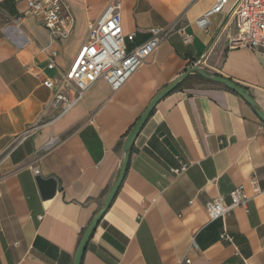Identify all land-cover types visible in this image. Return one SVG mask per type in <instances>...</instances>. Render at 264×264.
I'll list each match as a JSON object with an SVG mask.
<instances>
[{
  "label": "crops",
  "instance_id": "1",
  "mask_svg": "<svg viewBox=\"0 0 264 264\" xmlns=\"http://www.w3.org/2000/svg\"><path fill=\"white\" fill-rule=\"evenodd\" d=\"M65 1L76 24L60 40L25 0H0V264H74L119 177L129 132L188 67L232 79L264 110V48L238 45L233 0L206 29L196 21L214 0H121L124 32L135 34L128 50L156 27L165 30L158 49L120 90L101 78L57 115L43 81L69 68L112 0ZM53 50L57 69L48 67ZM252 175L264 189V122L236 92L192 77L141 129L81 264H264V192L224 218L211 220L206 207L230 203L240 184L252 195ZM38 176L56 180L53 197Z\"/></svg>",
  "mask_w": 264,
  "mask_h": 264
},
{
  "label": "built area",
  "instance_id": "2",
  "mask_svg": "<svg viewBox=\"0 0 264 264\" xmlns=\"http://www.w3.org/2000/svg\"><path fill=\"white\" fill-rule=\"evenodd\" d=\"M25 1L29 9L42 20L52 37L67 40L71 36L76 19L65 0ZM230 3L231 0H214L212 7L197 19L198 26L206 29L211 16L224 12ZM122 7L121 0L109 2L99 19L91 24L89 36L69 68L59 71L56 77L48 76L44 79V85L53 91L51 104L55 106L57 115L70 109L101 78L108 82L112 90H120L158 49L165 30L156 27L151 29L152 34L146 41L128 50L127 41H133L135 34L124 32ZM230 12L238 32V45L251 49L264 48V0H233ZM22 19L19 16L18 23ZM185 39L190 38L186 36ZM57 55L55 50L50 52V69H57ZM54 142L55 138L48 145H53ZM186 169L187 165H184L174 169V172L179 173ZM249 183L253 190L252 195L247 193L244 184H240L230 192V203L224 202L222 198L209 201L206 207L210 219L224 218L237 206L246 208L249 200L264 192L257 176H250ZM221 237L232 239L226 231ZM185 262H190V259Z\"/></svg>",
  "mask_w": 264,
  "mask_h": 264
},
{
  "label": "water",
  "instance_id": "3",
  "mask_svg": "<svg viewBox=\"0 0 264 264\" xmlns=\"http://www.w3.org/2000/svg\"><path fill=\"white\" fill-rule=\"evenodd\" d=\"M190 73H198L204 78L219 83L223 84L227 88L231 89L232 91L236 92L239 94L254 110V112L259 116V118L264 122V110L262 107L259 105V103L256 101L254 96L250 93V91L240 85L239 83L233 81L230 78L210 73L206 71L204 68H201L200 66L194 65L191 67H188L184 73H182L178 78H176L174 81H172L170 84H168L165 88H163L150 102L146 110L143 112V114L140 116V118L137 120L131 131L129 132L125 144H124V160L122 163V168L119 174V177L111 189L110 193L108 194L104 207L96 214V216L93 218L87 229L85 230L82 239L79 243L77 252H76V257H75V262L74 264H81L82 263V258L84 255V252L86 250V246L88 243V240L90 239L91 235L93 234L96 226L98 225L99 221L105 214L106 210L110 206L115 194L118 191V188L125 176L128 163L130 160L132 148L134 145V142L136 138L138 137L141 129L143 128L144 124L150 117L151 113L155 109L156 105L158 102L163 99L167 94L170 92L174 91L182 82L183 80L190 74ZM38 180L42 186V189L44 191V196L46 198H51L55 195L56 189H57V182L54 180V178H43L42 176H38Z\"/></svg>",
  "mask_w": 264,
  "mask_h": 264
},
{
  "label": "trees",
  "instance_id": "4",
  "mask_svg": "<svg viewBox=\"0 0 264 264\" xmlns=\"http://www.w3.org/2000/svg\"><path fill=\"white\" fill-rule=\"evenodd\" d=\"M192 77H197V78H199V79H201V80H205V78L203 77V76H201L200 74H198V73H195V74H193V75H189L174 91H176V90H179V89H181V88H183V86L185 85V83L189 80V79H191ZM231 90V89H230ZM232 91V90H231ZM234 92V91H233ZM237 94V93H236Z\"/></svg>",
  "mask_w": 264,
  "mask_h": 264
},
{
  "label": "rangeland",
  "instance_id": "5",
  "mask_svg": "<svg viewBox=\"0 0 264 264\" xmlns=\"http://www.w3.org/2000/svg\"><path fill=\"white\" fill-rule=\"evenodd\" d=\"M6 20L2 12L0 11V27H2L5 24Z\"/></svg>",
  "mask_w": 264,
  "mask_h": 264
}]
</instances>
